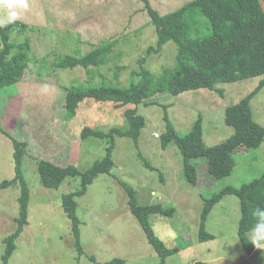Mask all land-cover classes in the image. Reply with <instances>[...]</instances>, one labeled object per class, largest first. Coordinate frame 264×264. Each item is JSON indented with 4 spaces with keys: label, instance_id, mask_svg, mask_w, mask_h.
I'll use <instances>...</instances> for the list:
<instances>
[{
    "label": "rangeland",
    "instance_id": "rangeland-1",
    "mask_svg": "<svg viewBox=\"0 0 264 264\" xmlns=\"http://www.w3.org/2000/svg\"><path fill=\"white\" fill-rule=\"evenodd\" d=\"M160 14L180 9L194 0H147ZM264 11V0H260ZM19 21L25 27L11 32L12 54L19 44L29 42L31 63L24 79L0 89V125L15 139L26 142L23 172L30 190L28 224L16 241L9 264H161L138 219L132 214L129 197L121 182L136 191L139 206L161 204L174 208L173 216L153 214L150 224L167 248L178 252L165 264H264V250L248 255L238 236L241 202L227 194L212 209L206 231L213 239L199 237L206 199L227 186L240 188L264 172V140L257 148L241 147L235 155L231 176L216 179L208 170L206 157L192 160L198 183L187 181L184 159L178 145L164 149L165 113L177 133L185 136L203 117L204 141L208 146L224 142L234 134L225 122L226 109L239 103L257 86L261 77L235 83H220L215 90L188 91L179 96L157 95L154 104L116 108L112 102L85 99L75 115L66 110V89L89 80L77 67L58 68L64 56H83L110 39H118L109 61L101 65L90 86L128 88L139 80L141 68L158 79L163 69L176 64L177 46L168 42L160 53L148 52L158 42L144 0H27ZM6 11L0 9V22ZM22 28V27H21ZM2 43L0 39V51ZM143 60V64L140 61ZM223 95H221V93ZM145 126L136 142L114 136V169L100 175L83 196H76L80 220L81 251L62 198L80 189L79 178H67L59 189L41 183L38 164L48 160L59 166L75 165L81 172L107 154L110 139H82L85 127L109 133L129 129L126 109L136 108ZM250 109L253 120L264 127V88L256 94ZM14 144L0 132V184L15 173ZM21 185L0 189V264L5 239L18 225ZM95 260H92L91 258Z\"/></svg>",
    "mask_w": 264,
    "mask_h": 264
},
{
    "label": "trees",
    "instance_id": "trees-1",
    "mask_svg": "<svg viewBox=\"0 0 264 264\" xmlns=\"http://www.w3.org/2000/svg\"><path fill=\"white\" fill-rule=\"evenodd\" d=\"M147 11L152 24L156 28L158 42L150 47L148 52L160 53L168 42L176 44L178 52L174 67L163 69L161 76L156 79L153 74L141 68L139 80L128 88L117 86L93 87L88 82L99 72L101 65L109 61L118 39H110L98 48L83 56H64L59 58L56 66L64 69L80 67L89 74L86 83L73 85L66 89V110L75 115L85 99L96 102H112L116 108L128 105L145 106L154 104L157 95L179 96L188 91L200 89L215 90L220 83H235L246 79L261 77L258 86L239 103L226 109L225 122L234 128V134L224 142L208 146L204 141L203 117L200 115L191 131L180 136L167 112L166 133L161 136L165 149L170 142L178 145L183 159L184 172L188 182L198 183V172L192 160L206 157L209 173L216 179L227 178L232 175L236 166L235 155L241 147L248 149L259 147L264 140V127L253 120L250 102L252 98L264 88V11L260 0H194L178 10L162 15L155 10L147 0ZM22 27V28H21ZM25 25L19 21L0 26V89L12 86L24 79L31 63L30 43L19 44L17 51L12 54L10 43L11 32L23 29ZM143 64V60L140 61ZM223 95L222 92H220ZM125 118L129 129L122 131L113 129L109 133L91 127L82 131V139L90 137L110 139L106 149V156L97 160L91 168L81 172L75 165L59 166L48 160H41L38 172L41 183L48 189H59L67 178H79L80 189L65 194L62 198L64 212L71 221V230L76 239L75 247L81 251L80 220L76 215V196L87 193L89 186L100 175H108L115 167L113 152L115 149L114 136L129 137L136 142L141 129L145 126V119L138 114V109H126ZM71 115V116H72ZM0 132L10 137L14 144L15 177L0 184V189L8 188L19 182L21 193L19 201V215L16 218L17 231L5 239V252L1 264H9L15 252L16 241L28 224V205L30 190L23 172V156L26 142L12 137L0 125ZM129 197V207L132 214L142 226L148 242L165 264L168 256L178 252V248L169 249L154 232L149 216L159 214L173 216L174 208H164L160 203L139 206L136 191L126 183L121 182ZM227 194L238 196L241 202V218L238 226V236L246 248L248 255H252L255 247L249 240L248 233L254 227L256 219L253 212L257 206H264V172L260 178L242 185L240 188L227 186L218 193L206 199V205L201 217L199 237L201 240L213 239L205 227L206 221L213 207ZM92 260H95L93 257ZM122 262L113 260L106 264ZM196 264H204L198 262Z\"/></svg>",
    "mask_w": 264,
    "mask_h": 264
},
{
    "label": "clouds",
    "instance_id": "clouds-1",
    "mask_svg": "<svg viewBox=\"0 0 264 264\" xmlns=\"http://www.w3.org/2000/svg\"><path fill=\"white\" fill-rule=\"evenodd\" d=\"M28 8L27 0H0V9L6 11V18L0 26L15 23L20 10ZM256 219L254 227L248 233L251 244L258 250H264V206H257L253 212Z\"/></svg>",
    "mask_w": 264,
    "mask_h": 264
}]
</instances>
